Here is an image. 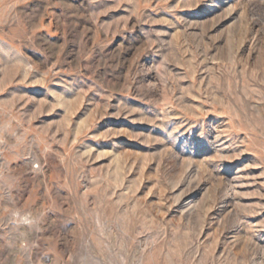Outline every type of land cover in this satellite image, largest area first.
Masks as SVG:
<instances>
[{
	"label": "rangeland",
	"instance_id": "1",
	"mask_svg": "<svg viewBox=\"0 0 264 264\" xmlns=\"http://www.w3.org/2000/svg\"><path fill=\"white\" fill-rule=\"evenodd\" d=\"M0 264H264V0H0Z\"/></svg>",
	"mask_w": 264,
	"mask_h": 264
}]
</instances>
